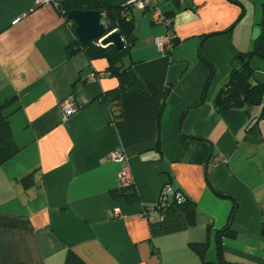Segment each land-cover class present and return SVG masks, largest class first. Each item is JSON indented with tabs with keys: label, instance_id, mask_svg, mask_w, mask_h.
Here are the masks:
<instances>
[{
	"label": "crops",
	"instance_id": "obj_1",
	"mask_svg": "<svg viewBox=\"0 0 264 264\" xmlns=\"http://www.w3.org/2000/svg\"><path fill=\"white\" fill-rule=\"evenodd\" d=\"M62 1L0 0V104L12 99L5 112L19 148L0 165V264H64L68 250L86 264H202L191 247L201 244L217 263V232L234 201L223 260L264 264V105L248 114L214 105L233 60L261 33L264 0H161L178 40L161 49L154 38L167 29L152 22V8L128 6L137 41L123 63L133 87L120 95L117 124L98 97L118 82L104 58L67 55L76 36ZM102 1L124 7L130 0ZM200 54L215 74L194 106L211 70ZM251 64L252 82L264 81V59ZM64 100L78 109L61 122ZM118 148L123 164L112 158ZM123 167L138 202L112 194ZM29 173L33 184L24 187ZM165 183L196 203L194 224L156 206Z\"/></svg>",
	"mask_w": 264,
	"mask_h": 264
},
{
	"label": "trees",
	"instance_id": "obj_2",
	"mask_svg": "<svg viewBox=\"0 0 264 264\" xmlns=\"http://www.w3.org/2000/svg\"><path fill=\"white\" fill-rule=\"evenodd\" d=\"M58 5L60 14L71 23V28L73 31L74 23L67 17V13L72 9H83L100 11L107 22V32H110L112 30H117L120 32L124 42V47L121 50H118L112 44H109L107 46L98 44L97 40L99 37L87 43H81L76 37L74 42L66 46L67 55L69 57L74 55L78 51H81L89 61L96 58L105 59V72L109 76L115 77L118 84L114 89L108 90L101 94L98 99L109 105L112 113V123H119L122 119L120 95L124 90L133 87V82L128 76V67L124 66L123 63L124 58L126 56H129L132 47L137 41V36L134 32V20L132 17H127L123 13V11H126L129 8L128 6L132 5L128 4L124 7L112 6L104 3L102 0H66L62 1ZM162 12L166 17L171 18L172 24L173 11L165 9ZM206 36L209 35H205V37ZM177 41L178 40L173 37L170 43L171 45H173ZM199 56L201 60H203L210 67L211 70L210 76L207 78L204 85L202 98L194 106L202 104L203 100L205 99L208 87L210 86L212 78L215 74L214 66L209 63V61L204 59L201 54ZM255 57L264 59V22L262 23L261 33L255 40L253 48L249 52L238 54L233 60L229 77L225 84L217 92L214 99V105L219 112L237 108L244 110L248 114L249 110L252 107L264 105V81L258 80L256 81V83L252 82V79L255 77L256 69L252 66L251 61ZM167 94L168 89L164 91L162 105H164L165 103ZM11 100L12 99H6L3 103L0 104V165L13 157L19 151L18 146L15 144L12 138L8 113L5 112V109L7 108ZM159 147L160 140L158 138L155 143V148L159 149ZM32 175V173H29L20 179L24 187H28L29 185L33 184ZM175 191L177 192L178 190ZM214 191L220 196L230 197L215 189ZM112 194L123 196L125 201L128 203L138 202L140 200L133 184L126 187H117L112 191ZM234 202V208L231 212L228 223L217 232L219 240V261L217 263H211L206 260L205 255L208 250L207 244L191 246L192 249L200 256L202 264H230L223 260L221 238L231 229L232 221L237 210V202ZM169 208L179 210L183 214H185L189 224H194L196 222V203L188 199L185 195H183V200L180 202L176 201L174 196H172L170 202L166 205V207H161L160 210L163 211ZM64 264L86 263L82 261V259L78 257L73 251L68 250Z\"/></svg>",
	"mask_w": 264,
	"mask_h": 264
},
{
	"label": "built area",
	"instance_id": "obj_3",
	"mask_svg": "<svg viewBox=\"0 0 264 264\" xmlns=\"http://www.w3.org/2000/svg\"><path fill=\"white\" fill-rule=\"evenodd\" d=\"M47 1V0H44ZM157 0H130L128 4L135 6L141 10L152 8L151 12V19L152 22L157 24H163L166 29L167 33L164 36H157L154 38V42L157 45L158 48H163L166 44H169L171 39L173 38V32L171 29V18L166 17L161 9L158 7ZM103 37L98 38L97 43L101 45L100 40L103 39ZM95 74H92L90 76L91 80H94ZM78 107L69 100H64L59 105V119L61 122H65L72 114H74L77 111ZM112 158L114 161L123 164L126 162V156L122 149L118 148L114 153L112 154ZM133 184V179L131 174L129 173L128 169L126 167H123L120 169L118 173V187H126ZM174 196L176 201L180 202L183 200V195L179 191H174L169 183H165L162 187L161 193L159 195V199L156 203V206L158 208L166 207L168 204V197ZM148 216L151 215V213H147Z\"/></svg>",
	"mask_w": 264,
	"mask_h": 264
},
{
	"label": "water",
	"instance_id": "obj_4",
	"mask_svg": "<svg viewBox=\"0 0 264 264\" xmlns=\"http://www.w3.org/2000/svg\"><path fill=\"white\" fill-rule=\"evenodd\" d=\"M67 17L74 23V33L81 43H87L95 38H101L102 46L114 45L118 50L124 47V42L119 31L107 32L108 25L102 13L96 10L72 9Z\"/></svg>",
	"mask_w": 264,
	"mask_h": 264
},
{
	"label": "rangeland",
	"instance_id": "obj_5",
	"mask_svg": "<svg viewBox=\"0 0 264 264\" xmlns=\"http://www.w3.org/2000/svg\"><path fill=\"white\" fill-rule=\"evenodd\" d=\"M157 2H158V0H157ZM161 2V0H159V3ZM159 6V5H158ZM160 8H162V6H161V3H160V6H159Z\"/></svg>",
	"mask_w": 264,
	"mask_h": 264
},
{
	"label": "clouds",
	"instance_id": "obj_6",
	"mask_svg": "<svg viewBox=\"0 0 264 264\" xmlns=\"http://www.w3.org/2000/svg\"><path fill=\"white\" fill-rule=\"evenodd\" d=\"M110 33V32H109Z\"/></svg>",
	"mask_w": 264,
	"mask_h": 264
}]
</instances>
